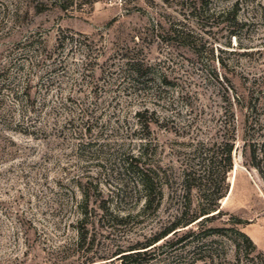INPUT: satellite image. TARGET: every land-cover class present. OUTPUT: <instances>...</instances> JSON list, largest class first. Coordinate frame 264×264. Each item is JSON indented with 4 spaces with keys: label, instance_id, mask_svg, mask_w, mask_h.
<instances>
[{
    "label": "rangeland",
    "instance_id": "obj_1",
    "mask_svg": "<svg viewBox=\"0 0 264 264\" xmlns=\"http://www.w3.org/2000/svg\"><path fill=\"white\" fill-rule=\"evenodd\" d=\"M232 136L202 227L234 225L264 253V0H0V264H175L198 248L250 264L230 230L118 257L202 202L208 152ZM142 150L162 183L150 207L124 165Z\"/></svg>",
    "mask_w": 264,
    "mask_h": 264
},
{
    "label": "trees",
    "instance_id": "obj_2",
    "mask_svg": "<svg viewBox=\"0 0 264 264\" xmlns=\"http://www.w3.org/2000/svg\"><path fill=\"white\" fill-rule=\"evenodd\" d=\"M125 62L127 69L131 73L141 74V70L143 69L142 64L138 63V61H135L134 59H126ZM233 140L232 136L230 141L227 140L213 143L215 146L217 145L216 149L220 151V155H218V150L216 149H213L210 154L208 152V160L204 163L205 165L203 166V170L199 174V182L196 185L198 191L202 194V202L195 209H192L189 212L183 210L173 215L172 219L169 220L168 223L160 229V231L151 235L144 242L133 244L128 249L133 251L132 253L120 254L124 251L117 249L114 255L120 254L118 257L121 261H123L132 256L130 254L140 255V252H143L136 250L147 247H149L148 249H152L156 247L160 240L169 236H172L168 241L170 246L180 244L181 247H185L188 244H193L194 241H200L202 238L201 231L205 230L204 232H207L205 233V236H208L210 234L230 230L237 252L236 261L238 262V260H240L239 251L242 246L245 249L244 254L246 259L250 262V264H264V253L260 250H256V246L252 240L234 225L229 228L202 227L206 221L221 213L219 205L220 200L226 196L229 189L227 177L228 173H230L233 168L231 155L234 146ZM144 155L145 153L143 150L138 155H129L124 159V165L125 169L130 170L134 176L133 186L137 192L141 193L144 199V207H150L153 205L154 201L160 199L162 183L158 169L154 166H149L142 161ZM254 166L261 173L264 181V172L260 168L259 164L254 163ZM192 178V173L185 169L183 172L182 183L187 194L190 193L191 189L195 186L190 183ZM83 201L85 203L89 201V197L85 194V192ZM158 201L159 200H157V202ZM85 207H87L86 204ZM107 208L108 207H106V209ZM83 214H87L86 208L84 209ZM113 219H115L116 222H123L124 220L123 217H119L117 214L113 215ZM236 223L237 221H235V224ZM239 238L243 243L242 245L241 242L238 241ZM198 249V257L191 256L189 258H184L177 261L175 264H198V261H200V264H214L213 251L200 248Z\"/></svg>",
    "mask_w": 264,
    "mask_h": 264
}]
</instances>
